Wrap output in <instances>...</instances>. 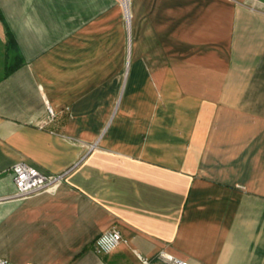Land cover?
Masks as SVG:
<instances>
[{"label":"crops","instance_id":"1","mask_svg":"<svg viewBox=\"0 0 264 264\" xmlns=\"http://www.w3.org/2000/svg\"><path fill=\"white\" fill-rule=\"evenodd\" d=\"M20 161L64 174L16 197ZM159 250L264 264V0H130L128 21L118 0H0V257Z\"/></svg>","mask_w":264,"mask_h":264},{"label":"built area","instance_id":"2","mask_svg":"<svg viewBox=\"0 0 264 264\" xmlns=\"http://www.w3.org/2000/svg\"><path fill=\"white\" fill-rule=\"evenodd\" d=\"M129 1L118 0L123 9L124 19L129 20ZM47 118L54 116L52 108L47 105ZM12 181L15 186L14 196L25 197L27 195L49 189L62 176L63 172L49 175L27 162H17L11 167ZM122 240L121 233L116 228H109L101 232L93 242L94 251L98 254H107L116 248ZM139 264H151L150 260L136 252ZM157 262L154 264H191L188 260L175 257L165 250H159L156 254ZM0 264H12L6 258L0 257ZM34 264V263H24Z\"/></svg>","mask_w":264,"mask_h":264},{"label":"trees","instance_id":"3","mask_svg":"<svg viewBox=\"0 0 264 264\" xmlns=\"http://www.w3.org/2000/svg\"><path fill=\"white\" fill-rule=\"evenodd\" d=\"M7 32H8V40L6 43V53L7 56L8 57L10 56V58L12 59L10 62L7 63L6 72H10L14 70L19 64L22 63V57L17 47L15 39L13 38V36L9 31Z\"/></svg>","mask_w":264,"mask_h":264}]
</instances>
